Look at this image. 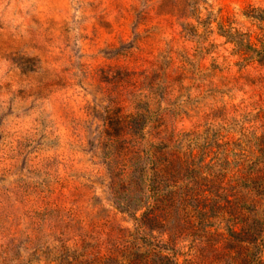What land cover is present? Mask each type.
I'll return each mask as SVG.
<instances>
[{"label": "rangeland", "instance_id": "obj_1", "mask_svg": "<svg viewBox=\"0 0 264 264\" xmlns=\"http://www.w3.org/2000/svg\"><path fill=\"white\" fill-rule=\"evenodd\" d=\"M260 51L264 0H0V264H65L117 214L99 146L117 97L185 131L222 108L221 127L234 107L264 121Z\"/></svg>", "mask_w": 264, "mask_h": 264}, {"label": "trees", "instance_id": "obj_2", "mask_svg": "<svg viewBox=\"0 0 264 264\" xmlns=\"http://www.w3.org/2000/svg\"><path fill=\"white\" fill-rule=\"evenodd\" d=\"M118 98L99 146L122 217L108 213L105 228L65 264H264L260 110L234 107L238 118L221 127L214 120L228 113L222 108L204 130L185 131L165 108Z\"/></svg>", "mask_w": 264, "mask_h": 264}]
</instances>
